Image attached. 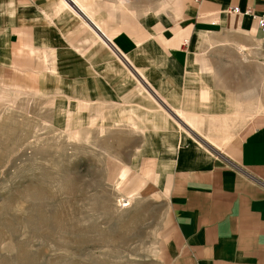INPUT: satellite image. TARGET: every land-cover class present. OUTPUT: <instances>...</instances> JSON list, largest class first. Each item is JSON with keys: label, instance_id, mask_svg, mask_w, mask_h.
<instances>
[{"label": "crops", "instance_id": "0c3cea01", "mask_svg": "<svg viewBox=\"0 0 264 264\" xmlns=\"http://www.w3.org/2000/svg\"><path fill=\"white\" fill-rule=\"evenodd\" d=\"M66 1L0 0V68L23 70L40 62L35 75L41 82L55 83L58 91L61 83L94 101H77L76 115L85 116L97 104L109 110L118 104L116 113L134 109L127 118L136 128L135 110L139 123L167 126L165 133L144 132L148 148L143 147L151 154L140 156L141 172L148 166L152 172L144 175L143 189L155 186L169 209L164 264H264V112L245 121L230 118V129L218 131L230 136L221 139L222 147L212 144L215 149L200 146L178 127L198 133L202 123L199 133L215 132L209 126L222 123L205 114L226 110L229 95L239 113L259 104L252 87L260 77L264 93V32L258 27L264 0H166L159 11L150 8V0H137V8L131 0ZM48 29L65 43L81 42V51H63L81 62L84 74L59 67ZM94 31L113 47L106 48ZM231 44L237 51L229 55L211 51ZM227 57L233 65L220 64ZM243 57L254 66L244 69ZM236 124L241 127L234 133ZM159 145L166 153H155Z\"/></svg>", "mask_w": 264, "mask_h": 264}, {"label": "rangeland", "instance_id": "374dc122", "mask_svg": "<svg viewBox=\"0 0 264 264\" xmlns=\"http://www.w3.org/2000/svg\"><path fill=\"white\" fill-rule=\"evenodd\" d=\"M136 1L131 0L135 8ZM150 1V8L159 11L166 0ZM131 16L144 17L138 12ZM47 36L59 67L71 73L76 69L80 75L87 71L63 51L74 46L80 50L81 42L74 44L68 38L65 43L57 30L48 29ZM211 51L229 55L237 50L231 44L226 50L217 46ZM227 58L220 64L233 65ZM243 59L244 69L254 66L249 58ZM22 68H0V264H164L169 209L155 186L143 189L147 178L141 172L140 156L151 154L145 134L156 129L165 133L167 126L155 120L154 128L148 121L139 123L135 110L136 128L127 118L134 109L116 113L118 104L111 110L103 104L95 108L97 104L84 109L85 116L76 115V110L81 112L77 101L89 105L94 101L73 94L61 83L58 91L55 83L41 82L35 75L40 62ZM261 83L258 77L252 87L259 98L252 110L244 107L239 113L229 95L226 110L205 114L217 115L215 122L222 123L209 126L215 132L199 133L201 123L198 133L179 124V133L188 131L202 147H222L221 139L230 133L218 131L230 129L226 124L230 118L245 121L264 112ZM233 127L235 133L241 124ZM160 150L166 153L161 145L155 153ZM149 168L144 171L150 172Z\"/></svg>", "mask_w": 264, "mask_h": 264}, {"label": "bare ground", "instance_id": "6f19581e", "mask_svg": "<svg viewBox=\"0 0 264 264\" xmlns=\"http://www.w3.org/2000/svg\"><path fill=\"white\" fill-rule=\"evenodd\" d=\"M68 4H71V5H73V0H68V1H66ZM163 8V7H162ZM168 8V7H167ZM82 15H84V14H82ZM84 18H86V17H84ZM85 23L87 24V22L85 21ZM93 24V23H92ZM88 25V24H87ZM91 25V24H90ZM89 26V25H88ZM97 28V27H96ZM93 29V28H92ZM98 31H100V30H98ZM101 32V31H100ZM100 32H95L94 31V33L95 34H97V33H100ZM101 34H97V36L99 37V39H100V41H101V43H103L104 44V46L106 47V48H108L109 46H112L113 47V45L111 44V41H110V39H108L107 37H102L101 38V36H100ZM118 49V48H117ZM121 54V53H120ZM50 61H52V60H50ZM51 63V62H50ZM52 64V63H51ZM49 66H50V64H49ZM53 66V68H54V65H52ZM51 67V66H50ZM49 69V68H48ZM113 70L114 71H116V72H118V69H116V68H113ZM53 71V70H52ZM56 72V71H55ZM52 73V74H56V73ZM51 74V73H50ZM132 75V74H131ZM135 79V78H134ZM17 93H18V91H17ZM74 101V100H73ZM73 124V123H72ZM220 131V130H219ZM71 132V131H70ZM69 133V132H68ZM71 135V134H70ZM69 135V136H70ZM152 172H146L145 171V173H144V175H150Z\"/></svg>", "mask_w": 264, "mask_h": 264}, {"label": "built area", "instance_id": "2783aa9c", "mask_svg": "<svg viewBox=\"0 0 264 264\" xmlns=\"http://www.w3.org/2000/svg\"><path fill=\"white\" fill-rule=\"evenodd\" d=\"M233 13H240V9L239 8H233L231 10ZM246 15H251L250 10H246L243 12ZM256 16H253V18H255ZM258 27L260 30H262L264 32V16L260 17L258 20Z\"/></svg>", "mask_w": 264, "mask_h": 264}]
</instances>
